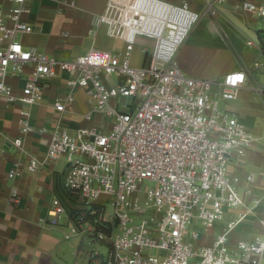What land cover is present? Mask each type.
<instances>
[{
    "label": "built area",
    "instance_id": "1",
    "mask_svg": "<svg viewBox=\"0 0 264 264\" xmlns=\"http://www.w3.org/2000/svg\"><path fill=\"white\" fill-rule=\"evenodd\" d=\"M27 1L0 2V95L23 106L13 145L27 155L26 164L15 162L8 177L19 176L24 167L36 173L43 165L65 161L63 194L53 199L49 215L53 220L65 215L73 235L84 233L109 246L106 255L90 251L89 264H259L264 231L230 245V233L252 211L245 196L253 194L255 181L253 173L245 177L243 195L242 179L230 169L234 158L245 157L261 138L220 106L221 100L238 98L248 70L231 71L218 82L189 77L175 61L195 25L204 17L215 18L227 0H204L202 12L187 1L107 0L88 33L96 39L105 26L109 38L124 43L123 51L92 47L72 60L24 45V36L35 31L24 19L31 12ZM62 4L74 7L76 2ZM240 7L264 18V1L243 0ZM139 37L153 45L143 50L144 64L134 66ZM255 68L264 69V62ZM63 75L67 92L54 100L55 110L64 113L74 100L73 90L81 87L91 106L87 118L102 114L111 127L107 132L97 126L71 131L57 122L45 156L28 155L25 138L34 131L28 107L42 99L51 79ZM113 76L114 87L109 85ZM120 77L125 78L121 84ZM11 79L21 83L20 93ZM255 88L264 97V86ZM120 97L131 99L125 109ZM13 196L19 202L18 194ZM78 200L84 210L75 215ZM253 201L257 206L264 196ZM94 205L101 213L90 220L88 215L97 212ZM106 205L113 209L108 217ZM240 208L244 211L226 223L211 245L196 244L206 231L189 230L194 220L207 229L223 221L228 210Z\"/></svg>",
    "mask_w": 264,
    "mask_h": 264
},
{
    "label": "crops",
    "instance_id": "2",
    "mask_svg": "<svg viewBox=\"0 0 264 264\" xmlns=\"http://www.w3.org/2000/svg\"><path fill=\"white\" fill-rule=\"evenodd\" d=\"M86 1L75 0L76 5L70 7L62 4L61 0H28L31 12L24 19L35 31L24 36V45L64 60L86 54L92 47L121 53L124 43L112 38L107 40L109 37L105 26L100 28L96 39L88 33L93 16L104 11L107 0H98V7L84 17L82 5ZM166 1L176 4L187 1L193 10L202 12L204 9V0ZM242 1L227 0L219 6L215 18H202L175 56L179 67L192 78L220 82L231 71L242 68L248 70V83L240 90L238 98L234 101H220L222 109L235 114L241 123L261 138L258 146L245 157L236 156L230 169L241 177L240 190L243 195L247 187L245 177L250 173L255 175L253 194L245 196L246 204L252 211L230 233L231 247L240 239H252L264 231V202L254 206L253 201L255 197L264 196V97L255 88L256 84L264 86V69L255 68L256 63L264 62V18L242 10ZM250 1L262 3L264 0ZM55 17L62 18V24H68L73 31L64 30L62 34L50 32ZM77 22L84 26L82 31ZM84 36L90 38L89 43H86ZM249 41L252 44H248ZM133 54L132 64L143 65L145 55L141 59L136 45ZM10 83L14 91L20 93L21 83L13 79ZM66 92L65 76L56 77L47 83L42 99L28 107L34 128L25 138V151L28 155L38 158L45 156L48 137L57 122L71 131L87 126H97L103 132L110 129V122L102 114L94 113L87 118L91 106L81 87L73 90L74 100L67 104L66 111L57 112L54 100ZM22 108L20 103H11L0 95V264H54L52 255L57 252L65 228L71 223L67 222L65 215L53 220L49 211L53 199L63 194L67 165L64 160H57L41 166L36 173L24 167L19 176L8 177L15 162H27V155L13 145L19 133ZM14 193L18 194L19 202H15ZM243 211L244 208L228 210L225 219L216 224L221 225L220 232L228 221L237 218ZM252 220H255V225ZM218 234L204 232L196 244L211 245ZM258 261L264 264V253L258 257Z\"/></svg>",
    "mask_w": 264,
    "mask_h": 264
},
{
    "label": "rangeland",
    "instance_id": "3",
    "mask_svg": "<svg viewBox=\"0 0 264 264\" xmlns=\"http://www.w3.org/2000/svg\"><path fill=\"white\" fill-rule=\"evenodd\" d=\"M59 1V0H56ZM63 0H61L62 2ZM41 2V1H40ZM98 0H87L83 5L82 8L84 9V17L88 15L90 10H95L98 7ZM32 5L35 7V1H33ZM40 5V4H39ZM101 14V13H99ZM67 18L68 16L65 15ZM62 18L55 17L52 21L50 32H53L54 34H62L64 30H70L73 31L72 28L68 26V24H62ZM66 23V22H65ZM77 25L80 26L81 31L84 29V26L81 25L79 22H77ZM100 28H104L100 27ZM100 30V29H99ZM86 43H89L90 38L87 36H84ZM101 38V37H100ZM140 38V37H139ZM139 38L136 42V48L141 55V51L144 48H148L149 51L152 49L153 41L145 38H141L142 40L139 41ZM107 40H110L107 39ZM113 40V39H111ZM134 56V54H133ZM133 58V57H132ZM141 59H144V54L141 55ZM117 83V77L113 76L112 79L109 82V85L114 87ZM114 97L116 96V91L114 90ZM120 108L125 109V105L131 103V99L128 97H120L119 99ZM150 185V184H149ZM77 203V209L74 212L75 215H79L83 212L84 204L81 201H76ZM106 213L107 217L109 215H112L113 209L111 205H106ZM251 213V212H250ZM252 223L255 225V220H252ZM69 226V227H68ZM65 228V232L63 233V236L61 238V245L59 246L56 253L52 255L54 264H88V253L92 251L93 249L98 250L101 254L106 255V253L109 250V246L103 243H100L97 240H94L93 238L85 235L84 233H78L76 235H73V225H68ZM72 226V227H71ZM221 225H215L214 227H210L205 229L198 220H194V223L188 227L189 230L196 228L199 230H203L206 232H214L215 234L221 233L220 232ZM69 235V238H66V236ZM188 241V239H186ZM150 254H156V250H150ZM56 256V258H55ZM56 262V263H55Z\"/></svg>",
    "mask_w": 264,
    "mask_h": 264
},
{
    "label": "trees",
    "instance_id": "4",
    "mask_svg": "<svg viewBox=\"0 0 264 264\" xmlns=\"http://www.w3.org/2000/svg\"><path fill=\"white\" fill-rule=\"evenodd\" d=\"M95 209H97V212L94 213V214H89L88 217H87L88 219L93 220L94 218L98 217V215L101 213L100 210H98V208L94 205L92 207V211L95 210ZM106 231H110V229H107Z\"/></svg>",
    "mask_w": 264,
    "mask_h": 264
},
{
    "label": "water",
    "instance_id": "5",
    "mask_svg": "<svg viewBox=\"0 0 264 264\" xmlns=\"http://www.w3.org/2000/svg\"><path fill=\"white\" fill-rule=\"evenodd\" d=\"M124 80H125V78H124V77H120V78H119V81H118V82H119V84L123 83V82H124ZM122 81H123V82H122Z\"/></svg>",
    "mask_w": 264,
    "mask_h": 264
}]
</instances>
